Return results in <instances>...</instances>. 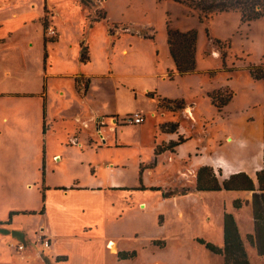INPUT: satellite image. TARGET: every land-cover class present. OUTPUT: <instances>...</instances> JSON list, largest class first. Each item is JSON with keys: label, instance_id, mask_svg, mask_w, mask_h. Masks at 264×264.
Here are the masks:
<instances>
[{"label": "rangeland", "instance_id": "1", "mask_svg": "<svg viewBox=\"0 0 264 264\" xmlns=\"http://www.w3.org/2000/svg\"><path fill=\"white\" fill-rule=\"evenodd\" d=\"M49 1L63 41L51 53L48 84L55 101L48 106L47 127L43 129L45 95L0 98V264L49 260L46 255L51 256L52 247L42 242L50 239L41 230L52 226L58 230L55 240L60 249L71 255L65 264H91L96 257L101 264H224L223 256L206 243L223 245L224 208L242 220L244 234L253 232L252 210L246 202L251 199L244 191L200 190L195 172L212 163L210 153L231 158L228 138L231 132L240 138L241 132L231 124L230 115L248 99L246 72L239 70L233 77L238 88L234 90L239 92L233 105L218 112L212 104L208 90L233 75L222 70V55L214 51L220 49L226 57L229 47L232 55H239L238 62L256 61L258 33L241 25L236 18L240 12L201 21L196 10L175 0ZM45 15L50 18V13ZM168 26L197 30L198 71L177 74L167 44ZM83 39L90 51L85 65L79 63ZM212 39L225 43L218 46ZM70 41L73 48L67 46ZM79 69L92 80L88 102L109 115L104 118L106 138L104 142L99 138L100 149L91 148L86 137L99 134L96 126L76 117L77 112L87 116L90 108L71 98L73 79L53 76ZM60 88L67 90L64 97L57 93ZM163 99L170 109L159 107ZM135 112L146 114L143 123L122 122ZM174 123L178 131L171 138ZM76 135L81 142L72 139ZM179 137L183 143L155 156L157 145L167 147ZM55 152L62 157L53 161ZM37 153L41 162L45 157V168L38 165ZM90 174L102 183L94 195H65L50 189L42 201L43 180L52 185L77 176L86 183ZM113 182L129 186L111 188ZM235 201H241L239 208ZM44 204L46 212L41 213ZM24 209L35 213L21 214ZM10 214L15 215L14 228L25 234L8 235ZM62 215L69 217L65 216L64 227L59 222ZM110 238L119 250L134 251L135 256L118 260L119 255L101 250ZM18 242L24 246L19 250L23 257L16 250ZM246 247L251 264H261L257 250L249 243Z\"/></svg>", "mask_w": 264, "mask_h": 264}, {"label": "crops", "instance_id": "2", "mask_svg": "<svg viewBox=\"0 0 264 264\" xmlns=\"http://www.w3.org/2000/svg\"><path fill=\"white\" fill-rule=\"evenodd\" d=\"M49 4H50L49 0H0V98L15 97L18 99L19 98L24 99V98H34V97L36 98L41 95H43L44 97L45 95L43 102V110L44 108L46 109V117H47L48 106L51 104L52 100L55 101V99L52 97L53 96L52 94L54 93L52 91V86L48 84L49 82L48 78L50 76L52 77V75L50 74V72L52 73L51 53L55 45H58L63 41L62 32L58 27L55 14L54 12H52L51 9L52 5ZM230 12H239V11H229L224 13H230ZM46 13H50V18H48L45 15ZM236 18L239 20V22H241V25L242 24L247 25V28L251 29L253 34L255 32L258 33L257 47L258 49L260 48L258 53V60L249 61L244 59L242 60V62H238L240 61L239 55L238 54L232 55L231 52L229 51V47L226 53V57L224 56V54H222L221 52L222 50L218 49L217 51L216 50L214 51L217 54L220 52V56L222 55L221 56L223 61L222 70H227L229 73L232 72L233 75L232 77L230 76L229 78H227L224 84L215 86L210 90H208L209 93H212L215 90L218 91V90L228 89L230 92H232L231 100L221 109H219L213 103L212 98L208 94V97L211 99L212 104L217 108L218 112H222L224 109H227L233 105V102L235 101L236 97L239 94L238 90L237 92L234 90L238 88H236L237 87L236 84L233 85V80H234L233 77L235 76V72L239 70L246 72L243 75L245 78V86L247 88L245 92L247 93L248 99L246 101H243L241 108H236L235 110L236 112H231L234 114L230 115V118L232 119L231 124L239 126L241 132L240 138L239 137L235 138V136H233V132H231L230 134L232 135V137L228 138V143L230 147L229 152L231 158H225L223 157V155H215L217 152H213L210 153V155H213L212 157H214L213 158L214 160H212L211 164L205 166H210L214 169V173L220 183H222L224 180L229 179L231 175L244 172L250 178L253 179L256 187H258L257 174L258 172H261L264 169V80L254 78L251 75L248 67L249 65H260L261 63H264V18H259L257 20H254L250 24H246L242 22L241 14L239 15V17ZM44 19H46L48 23L50 22L51 26L53 24V28L55 27L54 29H56V32L59 34L57 39L48 38L49 35L46 33L43 24ZM187 30H190V28ZM187 30H182V31H187ZM216 40H220V39H212V41H216ZM220 41L222 43H225L222 40ZM79 43H80L79 63L85 65L89 63L90 59L86 63L81 61L82 47L83 46L88 47V51H89V46L86 44V41L84 39ZM67 46L69 48H73L75 44L70 41ZM124 51H126V48H124ZM245 52L247 51L244 50L242 54H244ZM225 62L228 65L225 66ZM196 71H198L197 59H196ZM56 75L65 76V77L67 76L73 79L75 83V87L71 92V98L73 100L76 99L77 103L80 102V104L82 105L87 104V106H89L90 108V113L87 116L84 113L82 114L77 112L76 117L79 120L81 119L86 124L90 122L94 125V127L96 126V129L99 131V134H91L86 137L89 138L88 142L91 145L90 146L91 148L100 149L102 146L100 145L101 142L99 138H101L103 142L105 141L106 138L102 131L104 130V118H106V116L109 115H107L102 109H99V105L88 102V96L92 93V89H91L92 80L90 76L86 74H82L81 69H79L77 73L71 72L70 70L67 72L53 74V76ZM76 78L80 79V83L76 81ZM252 91H255V94H253ZM57 93L62 97H64L67 94V90L64 88H60L57 90ZM68 102L71 103L72 101L68 100ZM189 113L191 114L190 116L194 117L192 112L189 111ZM112 115H116V114H112ZM46 117H45V126L43 119V129L47 127ZM108 118H111L112 120L116 118L117 120H119L117 116H115L114 118L113 117H108ZM176 133L177 132L175 133L170 132L171 138H174V136H176ZM72 139H76L77 143L81 142L79 135L72 137ZM46 152L47 150L44 149L43 153L47 154ZM78 153L79 154L81 153L80 155H83L84 150L83 151L80 150L78 151ZM40 156L41 155L37 153L38 165H43V167L45 168L46 159H44L45 158L44 157L41 162ZM61 157L62 156L60 152H55L53 154V161H56L57 159L59 160ZM85 163H87V161H79L80 165H83ZM77 165H78V161H77ZM88 165H89L88 167L92 166L90 163H88ZM92 168L93 167H91V169ZM92 170L94 171V169ZM198 171L195 172L196 177ZM90 178L91 180L89 182L84 183L80 181L77 178V176H72V178L68 179L67 182H58L52 185L46 184V182L43 180V191L45 194V200L47 197L46 191H49L50 189L61 190L64 192L65 195L67 194L82 195V194H88V192H91V194L94 195L95 194L94 192H98L101 189L102 183L100 181H97L96 180L97 177H93L91 174H90ZM127 186L129 185L119 184L117 182H113L110 185L111 188L115 187L116 189L126 188ZM224 191H228V190H224ZM230 192H243L244 196L251 199V201L247 199L246 202L251 206L252 219H253V208L251 202L254 191L231 190ZM225 209L229 211L227 208H224V210ZM23 212H29V213H23ZM30 212H32L33 214L35 213L34 210H29V209L21 210V214L24 215L30 214ZM45 212H46V205L43 213ZM65 216L63 215L60 216L59 222L61 227L66 226V220H67L66 217L69 219L68 216L66 217ZM14 217L15 215L12 217L13 221L15 220ZM236 220L239 226L240 234L242 238L245 240V244L246 243L251 244L250 242H247L246 237L250 234L253 235L255 231L253 232L246 231V234H244L241 228L242 220L240 218L238 219L237 217ZM13 221L11 222V225L9 224V227L7 229L9 232L8 235H10L11 237H15L20 235L21 232L25 234L24 230L14 228ZM252 225L254 228V219H253V223H251V226ZM41 232L43 235L47 236L50 239V246L48 247H46L45 245L44 246L46 248L52 247V253L50 254L51 256L46 255L49 260L43 259L40 260L41 262L37 264L67 263L71 255H68L67 252H65V250L60 249L58 241L55 240V237H58V230L52 226L49 228H42ZM112 240L113 239L110 238L105 242V244L103 242V244L101 245V250L105 252L108 251L109 253L116 256L122 252H127L126 250H122V251L119 250L117 248V244H116L115 252H112L111 249L107 247L108 241H112ZM19 243L20 242H18L17 245H20ZM251 246L255 250H257V248L252 244ZM16 250L19 251L20 250L19 247L16 248ZM19 252H20V256L23 257L21 251ZM259 256L261 258L259 259V261L263 260L260 261L262 262L261 264H263L264 256L262 255ZM97 258L98 257L94 258L91 264H101L99 261H97L98 260ZM117 258L118 260L121 259L120 257ZM123 260H127V259H123ZM2 264H9V263H2Z\"/></svg>", "mask_w": 264, "mask_h": 264}, {"label": "trees", "instance_id": "3", "mask_svg": "<svg viewBox=\"0 0 264 264\" xmlns=\"http://www.w3.org/2000/svg\"><path fill=\"white\" fill-rule=\"evenodd\" d=\"M177 2L185 3L189 7L198 12L201 21H208L213 16L229 12L239 11L241 13V20L243 23L250 24L254 20L264 18V0H175ZM44 28L48 30V22L43 21ZM167 44L170 56L174 62L177 74L186 75L196 71V50H197V30L190 29L182 31L171 26L167 27ZM47 42V40H46ZM215 43L221 46L223 43L216 40ZM90 59L88 47L83 46L81 52V61L86 63ZM251 75L256 79L264 80V63L260 65H249L248 67ZM172 76V73H169ZM80 83V79L76 78ZM215 93V94H214ZM213 103L221 109L232 98V92L225 94L224 90L214 91L209 94ZM160 102V108H171L164 102ZM183 103V102H182ZM184 104V103H183ZM44 116L46 117V109L44 108ZM45 126V118H44ZM162 130L164 127H161ZM178 131V124H173L171 133ZM184 142L182 137L178 141H171L167 147H159L157 145L154 149L155 156L160 155L168 149H172ZM258 187H256L252 178L246 173L240 172L231 175L229 179L219 182L214 173V169L210 166H203L197 173V187L200 190H252V208L254 219V231L252 235L246 237L247 242H250L257 248L259 255L264 256V169L257 174ZM42 201H45V194L42 193ZM235 207L241 206V201H235ZM45 205L41 210L43 213ZM12 215L10 214L11 221ZM2 224V223H0ZM206 246L215 254L221 255L224 258V264H251L250 258L246 249L245 240L242 238L239 226L235 215L226 209L223 212V245L221 247L212 243H206ZM121 259H130L135 256V252H123L119 254ZM264 264V263H263Z\"/></svg>", "mask_w": 264, "mask_h": 264}, {"label": "built area", "instance_id": "4", "mask_svg": "<svg viewBox=\"0 0 264 264\" xmlns=\"http://www.w3.org/2000/svg\"><path fill=\"white\" fill-rule=\"evenodd\" d=\"M47 34L49 36H52V34H56V31L55 29L53 28H48L47 30ZM145 121V116L139 112H135V113H132V114H129V115H126L123 119H122V122L123 123H132V124H141ZM44 245L46 247L50 246V241L49 240H45V242H43ZM19 249L20 250H23L24 249V246L23 245H19ZM23 255V254H22Z\"/></svg>", "mask_w": 264, "mask_h": 264}, {"label": "bare ground", "instance_id": "5", "mask_svg": "<svg viewBox=\"0 0 264 264\" xmlns=\"http://www.w3.org/2000/svg\"><path fill=\"white\" fill-rule=\"evenodd\" d=\"M107 245L109 246V248L111 249L112 252H115L116 243L113 240L112 241H108Z\"/></svg>", "mask_w": 264, "mask_h": 264}]
</instances>
